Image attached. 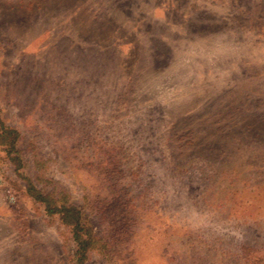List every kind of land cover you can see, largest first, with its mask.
<instances>
[{"label": "rangeland", "instance_id": "374dc122", "mask_svg": "<svg viewBox=\"0 0 264 264\" xmlns=\"http://www.w3.org/2000/svg\"><path fill=\"white\" fill-rule=\"evenodd\" d=\"M0 264H264V0H0Z\"/></svg>", "mask_w": 264, "mask_h": 264}, {"label": "trees", "instance_id": "16d2710c", "mask_svg": "<svg viewBox=\"0 0 264 264\" xmlns=\"http://www.w3.org/2000/svg\"><path fill=\"white\" fill-rule=\"evenodd\" d=\"M20 133L7 126L0 118V147L7 159L16 167L21 168L22 159L18 150ZM27 194L37 203L45 206L50 216H58L61 223L70 230L76 244L75 258L77 264H85L90 253L105 252L107 245L98 237L84 212L71 204L70 197L65 192L44 193L34 185L29 184Z\"/></svg>", "mask_w": 264, "mask_h": 264}]
</instances>
